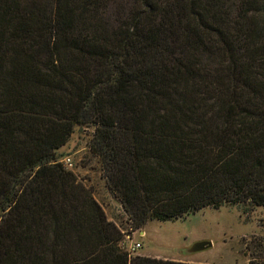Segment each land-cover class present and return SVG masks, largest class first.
I'll return each mask as SVG.
<instances>
[{
	"label": "trees",
	"instance_id": "obj_1",
	"mask_svg": "<svg viewBox=\"0 0 264 264\" xmlns=\"http://www.w3.org/2000/svg\"><path fill=\"white\" fill-rule=\"evenodd\" d=\"M76 126L128 232L264 206V0H0V264H196L125 248Z\"/></svg>",
	"mask_w": 264,
	"mask_h": 264
},
{
	"label": "rangeland",
	"instance_id": "obj_2",
	"mask_svg": "<svg viewBox=\"0 0 264 264\" xmlns=\"http://www.w3.org/2000/svg\"><path fill=\"white\" fill-rule=\"evenodd\" d=\"M92 127L76 126L69 141L58 150L60 161L72 159L70 169L88 187L100 203L109 220L123 233L130 225L120 201L113 195L102 176L101 164L89 149ZM142 232V233H141ZM124 238L126 246L140 242L141 248L132 253L183 260L196 264H248L255 245L264 242V206L242 204L205 207L183 217L151 219ZM211 241L212 246L188 253L195 242Z\"/></svg>",
	"mask_w": 264,
	"mask_h": 264
},
{
	"label": "built area",
	"instance_id": "obj_3",
	"mask_svg": "<svg viewBox=\"0 0 264 264\" xmlns=\"http://www.w3.org/2000/svg\"><path fill=\"white\" fill-rule=\"evenodd\" d=\"M61 162L68 168L70 169V167L72 166V159L70 157H65L64 159L61 160ZM132 232H128L127 234L125 233V238L128 239V241H132V237H131ZM124 246L125 248L130 252V253H134L135 251H137L139 248H141V243L140 242H131L129 245L126 246L125 240H124Z\"/></svg>",
	"mask_w": 264,
	"mask_h": 264
},
{
	"label": "water",
	"instance_id": "obj_4",
	"mask_svg": "<svg viewBox=\"0 0 264 264\" xmlns=\"http://www.w3.org/2000/svg\"><path fill=\"white\" fill-rule=\"evenodd\" d=\"M212 246V242L211 241H198L195 242L190 248L187 249L188 253H194V252H198L204 249H207L209 247Z\"/></svg>",
	"mask_w": 264,
	"mask_h": 264
},
{
	"label": "crops",
	"instance_id": "obj_5",
	"mask_svg": "<svg viewBox=\"0 0 264 264\" xmlns=\"http://www.w3.org/2000/svg\"><path fill=\"white\" fill-rule=\"evenodd\" d=\"M142 233V232H141Z\"/></svg>",
	"mask_w": 264,
	"mask_h": 264
}]
</instances>
